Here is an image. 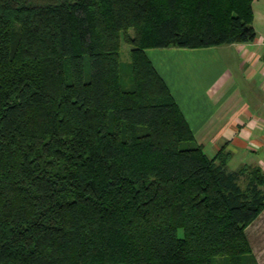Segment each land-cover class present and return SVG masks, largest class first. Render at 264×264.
<instances>
[{"label": "trees", "instance_id": "1", "mask_svg": "<svg viewBox=\"0 0 264 264\" xmlns=\"http://www.w3.org/2000/svg\"><path fill=\"white\" fill-rule=\"evenodd\" d=\"M252 16V0H0V264H258L264 171L195 144L145 52L252 41Z\"/></svg>", "mask_w": 264, "mask_h": 264}, {"label": "crops", "instance_id": "2", "mask_svg": "<svg viewBox=\"0 0 264 264\" xmlns=\"http://www.w3.org/2000/svg\"><path fill=\"white\" fill-rule=\"evenodd\" d=\"M252 15V41L145 49L194 143L209 157L224 148L229 170L252 165L264 171V0H252ZM245 234L257 263L264 264V209Z\"/></svg>", "mask_w": 264, "mask_h": 264}, {"label": "rangeland", "instance_id": "3", "mask_svg": "<svg viewBox=\"0 0 264 264\" xmlns=\"http://www.w3.org/2000/svg\"><path fill=\"white\" fill-rule=\"evenodd\" d=\"M129 32L132 34V30ZM130 48L131 45L122 41L120 48L121 82L125 87L130 86ZM181 231L179 229L178 233L181 234ZM219 264H222V262H219Z\"/></svg>", "mask_w": 264, "mask_h": 264}]
</instances>
